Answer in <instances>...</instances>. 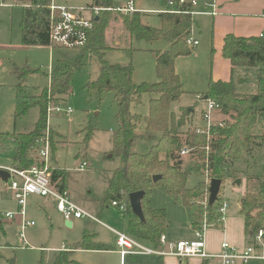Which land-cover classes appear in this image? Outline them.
Masks as SVG:
<instances>
[{"label":"trees","instance_id":"trees-1","mask_svg":"<svg viewBox=\"0 0 264 264\" xmlns=\"http://www.w3.org/2000/svg\"><path fill=\"white\" fill-rule=\"evenodd\" d=\"M178 3L180 0H171ZM184 5L177 9L181 13L161 12L157 14L158 27H152L142 22L143 14L134 12L123 15L117 12L102 11L91 17L89 27H75L74 31L84 34L83 43L73 46L77 56L72 63L58 60L51 70L48 87L44 88L39 100L26 104L17 101L14 116L26 115L29 109L37 107L38 119L34 129L26 134H13L15 142L14 161L12 166L17 169H28L35 161L32 152L39 139L45 137L47 129V109L54 100L65 101L71 90L74 72L81 70L86 55L97 57L100 68L97 77L86 83L88 92L97 94L98 99L105 93H113L117 112L115 120L117 128L111 133V156L120 160L121 166L115 169L106 189L102 205L115 202L126 204L122 216L126 219V233L129 237L158 248L159 238L165 235L167 229V214L165 209L152 207L153 188L162 186L166 193L180 201L190 210L193 224L198 226L203 219L213 227L221 225L217 214L222 199L218 197L212 205H207L208 187L201 182L193 188H186V170L180 152L188 150L192 158L193 173L207 174L208 178L218 179L221 183L235 179V174L242 172L236 169L237 164H248L254 160L255 151H259L264 140V127L257 135L254 128L260 118L264 117V78L256 77V92L241 93L233 82H212L200 99L213 101L218 106L214 114L215 125L209 133H197L196 126L191 125L194 108H179V116L171 110L183 94L179 76L175 73L174 63L178 58L188 57L193 49L186 44L191 36L192 17L190 11L192 0H182ZM51 0H29L22 7L20 34L24 46L49 47L50 42V6ZM167 5V0L164 2ZM94 7L109 9L113 0H91L86 10ZM187 11L188 13H184ZM112 15L119 16L122 27L135 40L148 42L164 41L168 49L155 54L154 83L133 82L134 68L130 56L135 50H124L129 61L124 65L111 64L104 59L105 52L117 50L105 45V33L109 21L115 20ZM223 58L230 61L233 69H257L264 71V39L262 37L240 38L227 35L223 39L221 50ZM144 95L151 98L147 103L146 115L132 113L129 108L133 104L139 106ZM203 110H201L200 120ZM221 123L222 127L217 124ZM264 126V125H263ZM141 129L139 137L156 138L147 153L138 154L131 151L135 131ZM92 136V135H91ZM91 138V137H90ZM88 139V141L90 140ZM53 152V150H52ZM264 157V150H263ZM235 167V168H234ZM62 171L53 170L51 180L59 181V189H63L64 176ZM158 176L156 182L152 178ZM257 179L263 190L249 192L247 185ZM246 191L239 200V214L248 237L257 232H263L264 239V172L262 176L245 177ZM141 191L144 197L141 201L142 217L136 216L130 209L128 195ZM219 196V194H218ZM250 235V236H249ZM93 250H108L106 245H89ZM68 254L61 252L52 264H70ZM157 264H162L159 259ZM201 264H206L203 261Z\"/></svg>","mask_w":264,"mask_h":264},{"label":"rangeland","instance_id":"rangeland-1","mask_svg":"<svg viewBox=\"0 0 264 264\" xmlns=\"http://www.w3.org/2000/svg\"><path fill=\"white\" fill-rule=\"evenodd\" d=\"M133 1L135 10L143 14L142 22L152 27H158L157 14L165 11L166 5L164 2L166 0ZM2 2L5 6L0 5V161L10 165L15 150V142L12 135L31 132L39 114L38 108L32 107L26 115L16 118L14 113L17 101L21 100L26 104H31L39 100L48 82L45 74L48 72L49 67L51 65L55 66L58 60L72 63L77 56V51L72 48L56 47L51 50L48 47L39 48L21 45L19 24L22 4L27 5L28 0H2ZM124 2L113 0V6L122 5ZM87 4H90V0H51L50 3L51 6L67 8L70 11H75V8L83 9L85 13L80 16L88 19L90 15L88 10H86L87 6L85 5ZM111 16L112 18L116 17V19L109 21V28L105 33V45L117 50L105 52L104 59L109 63L126 64L129 61V56L124 50H155L156 46L157 49L160 46H163V48L167 46V43L163 41L158 43V41L148 42L133 39L124 31L120 17L112 14ZM206 19L199 16L193 17L194 25L192 28L193 35L201 44L203 38L205 46L210 33V24L209 26L202 25V20L205 21ZM196 23L199 27H197ZM204 33L206 40L204 36L201 37ZM157 43L158 45H155ZM132 54L131 63L134 68V83L150 82L143 80V78L147 74L154 76V54L145 51H138ZM191 59L192 57L179 60L178 73L184 82L183 94L179 101L172 105V111H175L180 106L184 107L187 105L188 107L196 100V113L201 111L200 109H204V105L200 101L201 95H196L195 98L196 92H192L199 89L192 83L193 75L187 73L192 68V64L187 63ZM208 61L210 63V60ZM206 62L207 56H200L199 60L193 63V66L200 65L201 71L207 79L210 64H206ZM99 68L100 64L97 57L86 55L82 69L74 72L71 90L69 95L65 97V101L54 100L50 103L51 107H69L72 110V114L66 116L63 112H49L48 127L43 134H45V139L49 146L50 157H53L56 164L65 170V185L70 193L71 201L91 216L100 217L101 224L90 219H81L73 220L72 228H66L63 218L54 209L49 207L43 209L39 203L36 209L26 208L27 220L33 221L34 226L26 229L25 243L21 244L22 242H19L17 233L21 223L19 217L8 223L3 216L4 213H15L17 208L15 209L13 202L8 197H0V224L3 227L6 225L12 227L11 233L5 237L2 232L0 233V242L2 243H0V264H52L54 258L58 256L59 250L63 248L71 250L73 255L72 257L68 255L69 259H74L79 264H93L94 262L120 264L118 252L94 254L81 250L83 248L82 242L84 241L82 233L85 230L109 242L114 239L110 229H114L117 232L126 230V224L122 223L123 213L118 208L112 207L111 204H106L107 206L101 208L111 174L121 166V163L118 158L111 156V133L117 128L115 120L117 107L113 93H105L99 100L96 93L88 92L85 89L86 83L97 77ZM255 73V70H250V74L247 76L249 81L246 88L252 90L256 87L253 78ZM261 74L264 78V71ZM199 79H202V75L197 77V80ZM153 81H156L155 76ZM150 98L151 96L144 95L141 104L139 106L131 104L129 110L132 113L146 115L147 103ZM179 114V111L178 113L176 112V116H179ZM191 123L192 126L195 125L193 121ZM263 125L264 117L258 120L254 128L255 134L259 135L262 132ZM140 134H143V130L138 129L135 131L131 151L145 154L150 146L156 142V138L141 139L139 137ZM89 138L90 140L88 141ZM40 141L42 139H39ZM263 150L264 140L259 151H255L254 160H251L246 165L237 164L235 166L236 169L242 172L237 171L235 179L223 182L219 191L218 197L228 204L225 219L229 218L231 220L232 234L238 238L241 237L242 230L239 200L245 192V177L252 176L257 178L263 175ZM191 159L188 154L182 156L183 164L181 169L187 172L186 188H193L205 180L203 174L190 171L193 164ZM81 163L87 164L83 171L78 170V165ZM237 179L241 180L239 186L235 185ZM247 189L249 192L263 190L261 183L257 179L251 180L247 185ZM151 203L153 208L165 209L168 221L167 233H170L171 240H193L194 237H191L192 231L188 227L190 221H193V217L186 206L168 195L160 185L153 188ZM221 227V225L217 229L208 227L205 231V239L211 237L213 247L217 246V239L222 232ZM247 236L248 234L246 233V237L241 240L246 242ZM165 259L172 260L165 261V264H175L174 259ZM143 260L155 259H140L141 262ZM148 262V264H151L150 261ZM122 264H135V261L126 258Z\"/></svg>","mask_w":264,"mask_h":264},{"label":"built area","instance_id":"built-area-1","mask_svg":"<svg viewBox=\"0 0 264 264\" xmlns=\"http://www.w3.org/2000/svg\"><path fill=\"white\" fill-rule=\"evenodd\" d=\"M166 9L164 12L179 14L181 11L177 7L181 8L185 3L180 0L177 4L171 0H167ZM192 8L197 6V0L191 1ZM211 11L209 15H217V6L215 3L209 5ZM50 16V42L52 46H58L62 48H72L73 46H79L83 43L84 34L82 32H75V27H89V20L93 16H97L102 11L117 12L123 15H130L136 12L134 8L133 0H127L126 4L121 7H112L109 9L94 7L88 10L90 15L88 19L80 16L83 13V9H74L70 11L63 7L49 6ZM184 13H188L185 11ZM196 14H203L197 12L194 9L190 11L191 17ZM186 44L190 47L197 45V42L191 38L186 40ZM204 109L201 119V126H196L197 133L205 131L209 133L211 126L215 125L214 114L218 111V106L210 100H203ZM49 112L64 113L66 116L72 114V110L69 107L62 108L60 106H48L47 119ZM222 127L221 123L217 124ZM45 141V142H44ZM39 142V141H38ZM36 143L33 150L35 155L34 163L28 169H17L14 166L2 167L0 171H4L8 174L6 181L2 182L3 191L12 195L14 201L17 204V211L15 213H6L5 218L12 220L15 215L21 218L19 240L22 244L25 243V231L29 227L34 226L33 221L26 219V208L28 206L30 197L48 198L51 199L58 213L65 221L81 220V219H93L90 214L81 210L70 199V194L66 189H59V181L53 182L51 175L54 168L51 165V157L49 152V146L45 137L42 141ZM45 143V145H44ZM188 150L183 148L180 152V156H185ZM87 164L82 163L79 167V171H83ZM205 184L209 186L210 179L207 174L204 175ZM112 207L119 209L121 213L126 210V204L123 202L117 205L115 202L111 203ZM228 208V204L222 201L221 206L217 210V214L220 216L221 226L225 220V213ZM208 227L213 225L207 224L206 220L194 227V238L189 241H171L165 235H161L159 238L158 248L152 246H144L137 240L121 233H116V246L119 248V254L121 257L131 255H151L156 257H172L175 258L180 264H190L193 260L199 261H217L219 264H248L251 261H260L264 264V239L263 232L259 231L257 234L251 237V242L239 249L230 245L228 242L223 241L220 244V250L217 253H209L206 250L205 231Z\"/></svg>","mask_w":264,"mask_h":264},{"label":"crops","instance_id":"crops-1","mask_svg":"<svg viewBox=\"0 0 264 264\" xmlns=\"http://www.w3.org/2000/svg\"><path fill=\"white\" fill-rule=\"evenodd\" d=\"M121 1H125V2L122 5L119 4V5H116L113 7L124 6L127 2V0H118V2H121ZM90 2H91V0H90ZM133 3H134V1H133ZM213 3H215L217 6V15L216 16L206 14V13H209L211 11V8L209 7V5H211ZM0 5L5 6V4H3L2 0H0ZM22 5L25 6V4H22ZM87 5H85V6H87ZM75 9H78V8H75ZM194 10L197 12H202L203 14L193 15L192 21H193V17H197V16L207 18L205 21L202 20V25H208L209 26V24H210V26H209L210 33L207 37V45L205 46V43L203 42V38H202V44H201V42H199V40L195 37V35H193V32L191 31V38L197 42V45L194 47H191L193 49V51H192L190 56L178 58L174 63V70H175V73L180 78L181 87L183 88L184 82H183V78L178 73L179 60L183 59V58L192 57L191 61L187 62V63L192 64V68L189 71H187V73H189L190 75H193L194 79H193L192 83L195 87L197 86V88H199V89H197V91L201 92V93H198L197 91H192L193 93L196 92L195 98H196V95L197 96L203 95L206 92L208 83L210 81H212V82H225V83L233 82V84L236 85L239 92H241V93H247L248 92L250 94H254L256 92V87H254V89H252V90L249 88H246V86L248 85V81H249V79H248L249 77H247V76L250 74L251 69H249V70L233 69L231 64H230V61L223 58L221 50H222V45H223V39L227 35H233L235 37H240V38H250V37L260 38V37H262L264 39V0H197V6L194 8ZM136 12H138V11H136ZM144 14H146V13H144ZM193 25H194V22H193ZM193 25H192V28H193ZM19 26H20V24H19ZM197 27H199L198 24H197ZM203 36L206 40L205 33L201 37H203ZM20 42H21V34H20ZM158 43H159V41H158ZM158 43L155 45H158ZM150 45H152V44H150ZM26 47H34V46H26ZM56 47H58V46H52L51 45L48 48L52 50L53 48H56ZM39 48H45V47H39ZM165 48L168 49V43H167V46L164 48H163V46L162 47L160 46L157 49V46H156L155 50H152V49H135V51L133 53L138 52V51H145V52H150V53L154 54V52H157V51L162 52V51L166 50ZM132 55L130 56V60L132 58ZM200 56H207V62L208 63L206 62V64H210V69L208 72L207 79L205 78V75L202 73L200 65H198L196 67L193 66V63L195 61H198ZM153 57H154L153 58V60H154L153 75L155 76V80L157 81L156 75H155V54ZM208 60H210V63ZM53 67H54V65L53 66L51 65V67H49V69H48V72L45 74V78H47L48 81H49V78L47 76H49ZM253 70H255V72H256L255 77H253L254 80H256V77L258 75L262 76V74H261L262 72H260L257 69H253ZM201 75H202V79L197 80V77L201 76ZM154 76H152V74H150V75L147 74L146 77H144V78L142 77V78H143V80L150 81V82H146V83H154V82H156V81H153ZM134 79H135V75H133V80ZM141 83H143V82H141ZM192 83H191V85H192ZM255 85H256V82H255ZM46 87H48V82L46 83ZM202 89H203V91H202ZM200 101L204 105V102L201 99H200ZM184 104H186V103H184ZM196 104H197V100H196V102H192L190 106L187 107V105H185L183 108H189V107L192 108L193 107L194 110L192 112L193 114L191 116L190 122L193 121L195 123L194 126H201V120H200L201 111H198L196 113V110H195ZM181 107L182 106H180L179 108H181ZM179 108H177L178 110L176 109L173 112L175 114H176V112L178 113ZM200 110H203V109H200ZM191 125H192V123H191ZM32 156L35 157L33 152H32ZM13 161H14V157H13L12 163H13ZM12 163L10 165H7V164L0 161V166H2V167L12 166ZM81 164H79L78 167ZM51 165L54 168V170H58V171L63 172V174H64L63 175L64 176L63 186H64V189L67 190V187L65 185V170L61 169L56 164L55 159L53 157L51 158ZM2 182L3 181L0 179V184H1L0 197H3V196L8 197L9 200L11 202H13L14 207L16 209L17 204L14 201L12 195L3 191ZM240 184H241V182H240ZM245 184H246V182H245ZM233 187H235V186H233ZM245 191H246V188H245ZM39 203H40L41 208L45 209L46 207H49L51 209H54L55 212L58 213L56 208H55L54 202L48 198H39V197H35V196L30 197L27 207L32 208V209H36L38 207ZM105 206H107V205H103V206L101 205V208H103ZM155 209H157V208H155ZM227 210H228V208H227ZM227 210H226V212H227ZM5 214L6 213L3 214L4 219H6ZM58 214L60 215V213H58ZM16 217H19V216L15 215L12 220L7 219L6 222H8V223L11 221L13 222ZM93 218L95 220H93V219H90V220H92L98 224H101L100 217H98V218L93 217ZM122 218H123L122 223L126 224L127 223L126 219L123 216H122ZM26 219H27V217H26ZM19 220L21 221L20 217H19ZM65 222L66 221L64 220V223ZM70 222L72 223V225H71V228H72L73 220H71ZM192 222L193 221H190V224H188V227L192 231L191 237L193 238L195 225ZM230 225H231V220L229 218L227 220L225 219L224 223L221 227L222 228L221 235L217 239L218 242H217L216 247L212 246V238L211 237L206 238V250H207V252L217 253L220 250V244L223 241H226L230 245L235 246L239 249H243L244 247H246L251 242V238H249L248 236H247L246 242H244V240H241V239H244V237H246V232L244 230L243 221H242V225H241L242 230H241V237L240 238L235 237L232 234L233 233L232 225L231 226ZM30 228H32V227H30ZM167 228H168V221H167ZM215 229H217V227ZM11 230H12V227H10L8 225L3 227L0 224V233L2 232L4 237L6 235L10 234ZM19 230H20V227L17 229L18 239H19ZM110 231L114 235V239L111 242H109L108 240L104 241L103 239L99 238L98 235L93 234V233H89L86 230L83 231L82 236H83L84 241L82 242L83 248L81 250L89 252V253H94V254H100V253L102 254V253H108V252H116L117 253L118 252L117 255H118L120 264L124 263L126 258H130V259L134 260L135 264H148L149 263L148 261H150L151 264H157L159 259L161 260L162 264H165V261L171 260V259H165V258H172V257L160 258V257H156V256H151V255H131V256H125L122 258L121 255L119 254V248L116 246V233L125 234L127 236H129V235L126 233V230L123 232H117L114 229H110ZM165 236L168 238V240H171L170 239L171 235H170V233L169 234L167 233V229H166ZM137 241L140 242L144 246H151V245H148V244L141 242L139 240H137ZM171 241H174V240H171ZM182 241H187V240H182ZM19 242L21 243L20 240H19ZM95 244L106 245L109 247V249L108 250H93V249L87 247L89 245H95ZM59 251L60 252L58 254H60L61 252H64V253H67L68 255H71V257L73 255V252L71 250H69L68 248H63V249H60ZM141 258H150V259H155V260H143V262H141L140 261ZM172 259H174L176 261V262L174 261L175 264H180L175 258H172ZM202 262L203 261L193 260L192 263H190V264H201ZM255 262H259L262 264V262H260V261H251L248 264L255 263ZM205 263L206 264H219L217 261H212V260L205 261ZM70 264H79V263L76 262L74 259H71ZM93 264H100V263L94 262Z\"/></svg>","mask_w":264,"mask_h":264},{"label":"water","instance_id":"water-1","mask_svg":"<svg viewBox=\"0 0 264 264\" xmlns=\"http://www.w3.org/2000/svg\"><path fill=\"white\" fill-rule=\"evenodd\" d=\"M204 100H206V97H204ZM8 178V174L4 171H0V179L2 181H6ZM160 178L158 176H155L152 178L153 182L158 181ZM241 180L237 179L235 181V185L239 186ZM221 181L218 179H211L208 186V198H207V205L212 206L218 199V194L221 188ZM128 203L131 211L138 216L139 218L142 217L141 213V201L144 197V193L141 191L130 193L128 196ZM72 223L70 221L65 222L66 228H71ZM250 236V235H249Z\"/></svg>","mask_w":264,"mask_h":264}]
</instances>
